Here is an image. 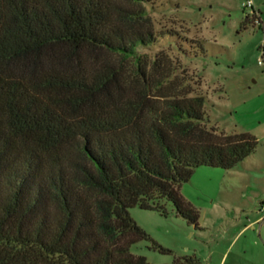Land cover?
<instances>
[{"label":"trees","instance_id":"obj_1","mask_svg":"<svg viewBox=\"0 0 264 264\" xmlns=\"http://www.w3.org/2000/svg\"><path fill=\"white\" fill-rule=\"evenodd\" d=\"M150 2L0 0V264H151L130 251L151 240L130 208L169 202L197 227L181 185L256 149L139 52L160 34Z\"/></svg>","mask_w":264,"mask_h":264},{"label":"rangeland","instance_id":"obj_2","mask_svg":"<svg viewBox=\"0 0 264 264\" xmlns=\"http://www.w3.org/2000/svg\"><path fill=\"white\" fill-rule=\"evenodd\" d=\"M246 1L151 0L146 9L160 34L139 52L151 64L158 58L163 68H169L168 85L181 84L190 89L189 95L206 96L207 127L228 133L247 130L256 136L260 149L264 142V83L259 76L264 73L260 61L264 35L253 22L244 24L250 15ZM252 1L256 8L264 5V0ZM208 169L213 168H195L180 187L199 211L200 228L174 215L169 202L166 216L132 207L131 217L151 238L134 243L133 254L145 256L151 264H170L187 256L195 258L194 264H264V218L256 211L264 195H255L264 190V176L256 185L230 188L220 168ZM152 241L170 252L154 249Z\"/></svg>","mask_w":264,"mask_h":264},{"label":"crops","instance_id":"obj_3","mask_svg":"<svg viewBox=\"0 0 264 264\" xmlns=\"http://www.w3.org/2000/svg\"><path fill=\"white\" fill-rule=\"evenodd\" d=\"M254 8L256 10H258V12L260 14L261 24L257 25V26L261 27V30H262L263 35H264V17L262 14V13H264V5L262 6L260 4H257V8L256 7H254ZM249 21L253 22L251 17H249ZM262 42H263V46H262V50H261V55H262L263 62H264V37L262 38ZM262 68H263L262 71L264 72V64L262 65ZM259 76H260L262 82L264 83V73H261V75H259ZM262 137L264 138V134ZM209 168L214 169L216 167H209ZM213 169H208V170H213ZM220 169L222 170V173H220L222 176V180L226 181L228 184V187H230V188L231 187L234 188V185H236V184H240L243 187L251 186L253 184L256 185V183L260 179L261 175L264 176V142H262V144L260 145V149L257 147L251 154H249L244 159H242L240 162H238L233 168H230V169L220 168ZM200 170H204V171H199L202 173L216 172V171H207V170L205 171V169H200ZM255 195L256 196H258V195L263 196L264 190H259V193L255 194ZM262 202H264V199L259 200V204H261ZM256 211L258 213L262 214L260 207H258L256 209ZM260 218H261V216L255 218L254 221H257ZM250 223L251 222H249L246 225L248 226ZM195 228H200V224L198 223V226Z\"/></svg>","mask_w":264,"mask_h":264},{"label":"built area","instance_id":"obj_4","mask_svg":"<svg viewBox=\"0 0 264 264\" xmlns=\"http://www.w3.org/2000/svg\"><path fill=\"white\" fill-rule=\"evenodd\" d=\"M244 7H247V8L250 9V15L249 16L252 18L254 24L260 25L261 24L260 14H259L258 10H256L254 8L253 1L252 0H247L244 3ZM260 61H263L262 55H261ZM260 210H261V213H262V218H264V202H262L260 204Z\"/></svg>","mask_w":264,"mask_h":264}]
</instances>
